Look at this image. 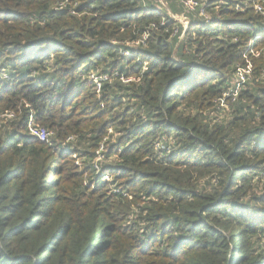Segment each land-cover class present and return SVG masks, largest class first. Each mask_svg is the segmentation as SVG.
<instances>
[{"label":"trees","instance_id":"1","mask_svg":"<svg viewBox=\"0 0 264 264\" xmlns=\"http://www.w3.org/2000/svg\"><path fill=\"white\" fill-rule=\"evenodd\" d=\"M158 3L0 0V264H264V0Z\"/></svg>","mask_w":264,"mask_h":264},{"label":"built area","instance_id":"2","mask_svg":"<svg viewBox=\"0 0 264 264\" xmlns=\"http://www.w3.org/2000/svg\"><path fill=\"white\" fill-rule=\"evenodd\" d=\"M182 3V5L186 8L187 11H193V10H196L198 7H201V10L202 12H204L203 10V7L201 6V3L199 0H178ZM64 1L61 3L63 4ZM258 10H262V8L260 6L257 7ZM147 39V35H144L143 36V39L137 41L136 44H140V43H145V40ZM254 52V51H253ZM258 52V51H257ZM259 55V53H257ZM126 55H130V52L127 51L126 52ZM264 56V54H262ZM251 73H252V68H251V65H249L248 67H241L238 69L237 71V76L239 74V78H238V84H241L244 82V80H248L251 78ZM96 79V78H95ZM131 80H134V79H126L125 82H129ZM96 82H97V88H98V91L100 90V87H101V83L99 80L96 79ZM240 86V85H239ZM239 89H237L236 91L232 90V92H230L229 94L228 93H225V97L226 96H229V95H232L233 92L235 93V95H237V91ZM236 99V96H234V98L232 99V102L235 101ZM226 98L222 100V102H225ZM223 105V104H222ZM7 115L8 117H13L14 114L13 113H7L5 114ZM4 115L0 114V118L3 117ZM29 128H30V131L31 133L36 136L37 138H39V140L41 141H49L50 139V135H51V132L45 128H40L36 125H34V122H33V116L30 117V122H29ZM105 179L109 180L110 177L105 175L104 176Z\"/></svg>","mask_w":264,"mask_h":264},{"label":"rangeland","instance_id":"3","mask_svg":"<svg viewBox=\"0 0 264 264\" xmlns=\"http://www.w3.org/2000/svg\"><path fill=\"white\" fill-rule=\"evenodd\" d=\"M199 1H201V0H199ZM158 4L160 5V6H163L164 7V9L165 10H168V12L170 13V15L172 16V17H174V19H176V20H178V21H180V22H182V24L184 25V26H186V25H188V22H187V17L185 18V16H184V13H181V12H175V13H173L172 12V4L175 6H173V8H175V9H179L180 8V6L182 5V3L180 2V1H178V0H158ZM194 11V10H193ZM188 12H191V11H187V13ZM254 53V55L257 57V58H260L261 56H262V54H264V48L263 49H260L258 52L257 51H254L253 52ZM257 53H259V55L257 54ZM251 68H252V65H251ZM236 74H237V72H236ZM238 76H239V74H238ZM237 76V77H238ZM239 78V77H238ZM133 79V78H132ZM251 79V78H250ZM247 80V79H246ZM246 80H244V81H246ZM237 83V85L235 86L234 85V87H232L233 88V90L234 91H236L237 89H239V86L238 85H240V84H238L239 82H236ZM222 110H221V113H220V117L221 118H227L229 115H230V105L228 104V103H225V102H222Z\"/></svg>","mask_w":264,"mask_h":264}]
</instances>
